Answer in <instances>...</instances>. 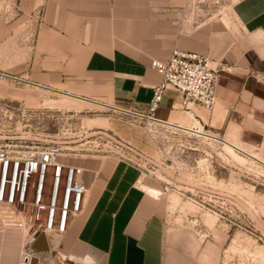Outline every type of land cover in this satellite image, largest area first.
<instances>
[{
    "label": "crops",
    "instance_id": "obj_1",
    "mask_svg": "<svg viewBox=\"0 0 264 264\" xmlns=\"http://www.w3.org/2000/svg\"><path fill=\"white\" fill-rule=\"evenodd\" d=\"M4 1L20 17L9 22L0 16V76L100 105L145 110L162 80L153 59L167 61L174 49L208 54L223 67L211 113L196 105L179 110L181 96L169 90L156 116L173 123L187 117L196 132H204L203 121L225 124L235 133L227 132V143L241 147L233 142L239 137L264 162V0H233L236 29L225 14L211 13L223 2ZM27 19L29 32L22 29ZM11 91L0 81V94ZM86 160L78 163L88 169V199L69 231L50 241L35 238L28 247L21 231L0 228V264H23L25 252L38 264L168 263L155 199L161 191L153 193L141 169L115 157ZM33 244L48 249L36 252Z\"/></svg>",
    "mask_w": 264,
    "mask_h": 264
},
{
    "label": "rangeland",
    "instance_id": "obj_2",
    "mask_svg": "<svg viewBox=\"0 0 264 264\" xmlns=\"http://www.w3.org/2000/svg\"><path fill=\"white\" fill-rule=\"evenodd\" d=\"M195 1L223 2V7H217L220 10L211 13L225 14L236 29L233 0ZM0 16L9 22L20 17L14 4L4 0ZM26 21V29L21 28L29 32L30 21ZM0 77L12 88V94H0V135L71 146L77 151L88 147L95 131H104L136 151L143 181L156 188L153 191H161L155 199L165 223L167 264H264V162L254 156L255 147L239 137L233 142L241 147L227 143V132H234L225 124L203 121L207 136L194 131L187 117L162 126L142 116L144 110L100 105ZM86 159L78 156L75 161ZM49 188L50 172L46 177Z\"/></svg>",
    "mask_w": 264,
    "mask_h": 264
},
{
    "label": "built area",
    "instance_id": "obj_3",
    "mask_svg": "<svg viewBox=\"0 0 264 264\" xmlns=\"http://www.w3.org/2000/svg\"><path fill=\"white\" fill-rule=\"evenodd\" d=\"M151 66L162 80L153 88V96L142 116L162 126L156 111L169 90L181 96L180 107L191 110L200 106L212 111L217 103L216 87L223 67L214 64L208 54L174 49L167 61L153 59ZM88 147H60L55 143H38L31 139L0 135V228L19 230L26 245L45 232L65 235L84 211L89 185L84 174L87 167L75 161L96 156L115 157L141 169L136 152L127 142L104 131H95ZM83 150H89L81 152ZM80 151V152H79ZM50 172V188L46 177ZM23 264H32V254L25 252Z\"/></svg>",
    "mask_w": 264,
    "mask_h": 264
},
{
    "label": "water",
    "instance_id": "obj_4",
    "mask_svg": "<svg viewBox=\"0 0 264 264\" xmlns=\"http://www.w3.org/2000/svg\"><path fill=\"white\" fill-rule=\"evenodd\" d=\"M44 238H46V233H45V232H41V233L38 234V236H37L36 239H44ZM31 249H32V250H35L36 252H40V251L45 252V251H47L48 248L38 249V248H36V246L33 244V245H31ZM38 262H39L38 257H34V259L32 260V264H38Z\"/></svg>",
    "mask_w": 264,
    "mask_h": 264
},
{
    "label": "bare ground",
    "instance_id": "obj_5",
    "mask_svg": "<svg viewBox=\"0 0 264 264\" xmlns=\"http://www.w3.org/2000/svg\"><path fill=\"white\" fill-rule=\"evenodd\" d=\"M160 120V119H159ZM196 129H199V127H195ZM203 128H204V126H203ZM201 133H203L204 135H207V136H209V134L208 133H204V132H201ZM211 137H213V136H211ZM153 193H156L157 194V192L156 191H153V190H151Z\"/></svg>",
    "mask_w": 264,
    "mask_h": 264
}]
</instances>
